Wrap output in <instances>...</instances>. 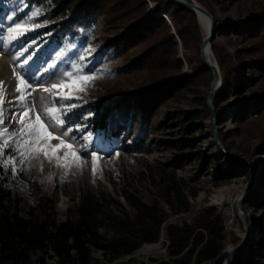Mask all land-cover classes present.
I'll return each mask as SVG.
<instances>
[{
	"label": "rangeland",
	"instance_id": "obj_1",
	"mask_svg": "<svg viewBox=\"0 0 264 264\" xmlns=\"http://www.w3.org/2000/svg\"><path fill=\"white\" fill-rule=\"evenodd\" d=\"M193 1L201 6V2L211 5L222 32L229 28V24L239 23L252 13L264 10V0H240L236 4H230L227 0ZM153 3L148 1L150 9ZM34 12L38 15L32 21V30L21 38L26 39V42L23 48H19V52H24V55L20 56L19 46L13 47L7 43V29L13 25V20L27 19ZM44 16L41 6L30 4L27 0H0V29H3L4 36V40L0 42V82H2L0 98L11 101L2 106L5 117H11L13 112L22 110V102L17 99L19 96L17 83L22 75H25L32 84V88L26 90L30 95L23 102L29 107L32 121L35 120L36 113L40 112L42 119L49 125V131L54 135L56 131L63 129L51 126L53 122L43 113L46 108L59 109L60 106L52 102V94L45 93L43 88L64 79L62 73L73 71V65L82 67L84 74L88 73V69H94L92 74L97 78L85 91L72 93L80 99L64 101L65 105L75 104L76 107L63 114L57 111L54 115L61 119H65V116L73 110L86 108L90 101L116 92L131 93L145 84L148 75L147 66L140 69H125L131 57L130 53H114V51L100 53L102 44L100 39L109 30L106 23L107 8L92 16L89 23L78 28L62 45L57 46H48L49 39L45 37L47 35H41L40 31L47 24ZM201 30L203 32L202 27ZM171 32H174L173 29ZM215 39L223 44L229 54H233V46L230 43L217 35ZM230 40L231 43L236 42L233 34H230ZM179 52V59L182 62L181 77L186 78L193 74L195 63L193 61L192 67L189 66L183 52ZM29 54L33 57V60L29 61L32 64L31 69L24 64V59ZM192 55V51L188 53V56ZM37 68L39 71H36ZM54 70H57L58 74L55 78H51L49 73ZM33 72H35L34 78ZM254 79L252 89L256 90L264 84V80L255 77ZM64 91L67 92L68 89ZM202 92L204 91L197 93L188 86H183L180 93L185 99L171 105L170 109L160 115L163 125H159L158 129L164 128V130L157 132V138L162 142L150 152L146 150L142 153H133L123 147L124 139L108 144L101 142L86 122L91 115L82 111L76 124L72 121L68 123L65 119V127L71 129L69 135L74 137L66 142L71 143L72 150L82 158L78 165L72 163L75 157H65L67 149L58 152L59 160L53 158L50 162L46 161L42 154H36L24 166L17 163L16 171L12 170L11 165L7 167L0 165L5 174V183L12 192L24 200L25 205L37 196L54 200V213L57 221L60 222L66 220L68 209L76 207L84 191H91L103 197L109 209L119 215L123 211L115 201L128 209L122 193H134L146 203L157 202L166 213L167 222L174 223L183 220L189 222L194 213L205 208H214L215 213L219 214L223 221L225 235L222 241L223 252L229 253L237 242L247 241L246 227L249 242L258 228H261L259 243L264 258V188L261 186L264 172V112L252 113L243 122H237L235 105L240 103L243 97L250 99L252 94L245 90L243 97H238L231 92L228 103L218 110L223 120L219 129L226 138L227 147L226 149L223 146L224 149L220 154L212 134L213 130L218 134L217 119L213 123L211 114L206 111L204 107L206 97ZM41 97L46 99L41 100ZM208 101L209 98L206 101L207 105ZM191 103L196 106H189L188 104ZM211 107L213 108L212 104ZM213 112L215 113L214 108ZM178 115L180 118H177ZM4 126L9 132L19 127L14 122L10 123L7 118L4 120ZM89 132L91 137L85 139ZM149 140L150 138L147 139L148 142ZM185 140L187 142H184ZM58 143L59 140H51L52 145ZM247 149L249 151L246 152ZM4 151L12 153L11 148ZM15 158L17 161L21 159L19 155ZM174 181L188 200L190 212L175 214L165 201L164 197L169 190L171 191ZM254 191L259 193L258 200L250 198ZM192 193L194 196H191ZM171 194L173 196L172 191ZM240 200L243 218L236 209ZM172 205L176 210L181 209L176 199H173ZM247 219L257 221V224L249 227ZM100 234L107 239L115 236L104 226L100 228ZM166 246V233L162 232L158 242L144 244L120 262L157 264L167 261ZM50 255L51 253L47 252L34 256L33 264H38L39 258H43L45 264H56V258ZM92 256L99 264H105L101 252L93 250ZM261 264H264V261Z\"/></svg>",
	"mask_w": 264,
	"mask_h": 264
},
{
	"label": "trees",
	"instance_id": "obj_2",
	"mask_svg": "<svg viewBox=\"0 0 264 264\" xmlns=\"http://www.w3.org/2000/svg\"><path fill=\"white\" fill-rule=\"evenodd\" d=\"M27 1L44 10L47 24L40 32L47 35L48 46L62 45L69 35L89 23L92 16L107 8L109 30L100 39V53H130L125 69L147 66L146 82L140 88L90 101L86 108L67 114L66 122L76 124L83 111L91 115L86 122L101 142L108 144L124 139V148L142 153L150 152L162 142L157 138V132L164 130L158 129L163 125L159 117L171 105L185 99L180 93L183 86L197 93L204 91V107L211 114L206 101L213 74L201 59L204 36L197 16L186 7L169 0ZM148 1L154 2L152 9ZM227 1L236 4L240 0ZM201 4L214 21L215 34L233 46V54H229L215 38L210 43L222 80L221 90L213 98L212 105L219 141L227 149L226 138L219 129L223 120L218 110L228 103L229 94L243 97L245 90L252 94L250 99L243 97L235 105L237 122H243L252 113L264 112V84L252 89L254 77L264 80V10L252 13L244 21L229 24L230 29L222 32L211 5ZM230 34L235 36V43H231ZM179 51L183 52L189 66L195 63L193 74L186 78L181 77ZM191 51L193 55L188 56ZM216 147L222 154L217 144ZM261 186L264 188V172ZM171 188L173 196L169 190L164 197L171 211L175 214L190 212V204L175 181ZM122 197L128 209L115 201L123 211L119 215L109 209L103 197L84 191L76 207L68 209L66 220L60 222L54 213V200L37 196L25 205L24 200L6 185L0 166V264H33L34 256L47 252L56 258V264H99L92 256L93 250L103 254L105 264H129L120 260L144 244L158 242L162 232L166 233L168 241V260L157 264H223L228 255L223 252L224 226L214 208L194 213L189 222L174 223L167 222V215L157 202L146 203L134 193L123 192ZM250 198L258 200L259 193L252 192ZM173 199L181 205L180 210L173 208ZM256 224L257 221L247 219L249 227ZM102 226L115 236L107 239L101 235ZM261 231L258 228L248 245L239 250L229 264H261L264 261L259 243ZM241 243L237 242L234 247ZM38 264H45V260L39 258Z\"/></svg>",
	"mask_w": 264,
	"mask_h": 264
},
{
	"label": "snow or ice",
	"instance_id": "obj_3",
	"mask_svg": "<svg viewBox=\"0 0 264 264\" xmlns=\"http://www.w3.org/2000/svg\"><path fill=\"white\" fill-rule=\"evenodd\" d=\"M15 15V14H14ZM38 13H33L27 19L18 18L13 20V25L8 27L7 32V43L13 47L23 48L25 40H22V37H25L26 32L32 30V21ZM7 19H13L12 17H6ZM4 40L3 29H0V42ZM15 42V43H14ZM24 51H28L24 49ZM20 56L24 55V52H19ZM33 57L31 54L24 59V64L29 66L31 69L32 64L29 61H32ZM54 68L55 66H49ZM39 71V68L36 69ZM47 71V69H46ZM94 69H88V73L84 74V69L78 65H73V71H65L62 73L64 79H61L58 83H51L50 86H45L43 91L45 93L52 94V102L56 105H59L60 108H46L44 109V115L49 116V120L52 121L53 127L60 129L62 131H56L55 135L52 131H49V125L45 123L42 119L40 112H37L35 115V120L32 121L30 116V110L27 104L23 102L26 101L30 95L26 90L32 88V84L25 75H22L18 79L17 83V92L19 96L18 100L22 102V110L19 112H13L11 117H5L3 113V104L10 103V100H4L0 98V165L5 167L11 165L12 170L16 171L17 163L24 166L33 158V155L42 154L44 159L50 162L53 158L59 160L60 157L58 152L61 149H67L65 152V157L73 156L76 159L72 161L73 164H79L82 159L75 151L72 150L73 145L67 143L66 141L74 139V137L69 135L71 129L65 127V119H61L54 114L57 111H60L61 114L70 111L72 108H75V104H64V101L72 99H80L79 96H73V92H83L88 86L97 78L93 75ZM58 74L57 70L49 73L51 78H55ZM32 77H35V72L32 73ZM2 84V82H0ZM68 89L67 92L64 90ZM59 97V99H57ZM46 99L41 97V100ZM9 119V122H14L19 125L18 128H14L11 132L4 126V120ZM91 133L89 132L85 139H89ZM59 140V143L56 145L51 144V140ZM7 148L12 149V153H6L4 150ZM16 155H19L21 159L17 161L15 158ZM96 157H93L95 161ZM63 166V165H61ZM93 172L95 173V166L93 167Z\"/></svg>",
	"mask_w": 264,
	"mask_h": 264
},
{
	"label": "water",
	"instance_id": "obj_4",
	"mask_svg": "<svg viewBox=\"0 0 264 264\" xmlns=\"http://www.w3.org/2000/svg\"><path fill=\"white\" fill-rule=\"evenodd\" d=\"M169 1H172V2H174L178 5H181L183 7H186L188 10L194 12L197 16L198 22H199V18H198V12L199 11L203 12L209 19V29H208V32L205 33V35H204L203 43H202V46L200 48V55H201V59H202L203 63L211 70V72L213 74V82H212L211 87H210L208 105H209V109L211 110L212 121H213V123H215L216 122L215 113L213 112V108L211 107V104H212L213 98L221 90L222 80H221V75H220V70H219L218 64H217L216 59H215V57L211 51V46H210L211 41L215 38V35H216L215 29H214V21H213L211 15L207 12V10L193 0H169ZM199 24H200V22H199ZM202 29H203V27H202ZM208 53H211V55L213 56V59L209 58ZM214 137H215L216 144L218 145L220 150L223 151L224 147L221 144V142L219 141V138H218L216 131H215ZM240 203H241V200L239 201L236 209H237V212L240 214V216L243 218V212L241 211ZM245 230H246V234H247V241L245 243H241L240 245L234 247L233 250H231V252L228 253L223 264H229L231 259L234 257V255L239 250L243 249L245 246L248 245L249 233H248L247 227Z\"/></svg>",
	"mask_w": 264,
	"mask_h": 264
},
{
	"label": "bare ground",
	"instance_id": "obj_5",
	"mask_svg": "<svg viewBox=\"0 0 264 264\" xmlns=\"http://www.w3.org/2000/svg\"><path fill=\"white\" fill-rule=\"evenodd\" d=\"M198 18H199V22L201 24V26L203 27V32H204V35L205 33L208 32V29H209V19L208 17L201 11L198 12ZM209 55V58L210 59H213V56L211 55V53H208Z\"/></svg>",
	"mask_w": 264,
	"mask_h": 264
},
{
	"label": "built area",
	"instance_id": "obj_6",
	"mask_svg": "<svg viewBox=\"0 0 264 264\" xmlns=\"http://www.w3.org/2000/svg\"><path fill=\"white\" fill-rule=\"evenodd\" d=\"M166 242H167V244H168L167 237H166Z\"/></svg>",
	"mask_w": 264,
	"mask_h": 264
}]
</instances>
